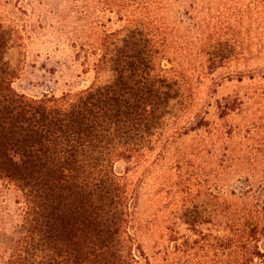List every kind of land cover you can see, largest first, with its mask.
I'll return each instance as SVG.
<instances>
[{
  "label": "rangeland",
  "instance_id": "obj_1",
  "mask_svg": "<svg viewBox=\"0 0 264 264\" xmlns=\"http://www.w3.org/2000/svg\"><path fill=\"white\" fill-rule=\"evenodd\" d=\"M0 26L13 88L30 97L110 82L98 66L139 30L179 96L141 162L116 164L130 247L140 264H246L221 246L264 217V0H0ZM25 202L0 180V264L25 235Z\"/></svg>",
  "mask_w": 264,
  "mask_h": 264
},
{
  "label": "trees",
  "instance_id": "obj_2",
  "mask_svg": "<svg viewBox=\"0 0 264 264\" xmlns=\"http://www.w3.org/2000/svg\"><path fill=\"white\" fill-rule=\"evenodd\" d=\"M138 36L131 31L134 49L98 66L110 68V82L30 97L13 88L0 26V180L26 201L25 235L8 264H140L126 227L131 193L116 164L141 162L179 87L151 49L138 48ZM262 242L264 217L251 212L221 247L264 264Z\"/></svg>",
  "mask_w": 264,
  "mask_h": 264
}]
</instances>
